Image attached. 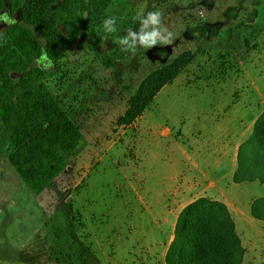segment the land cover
Masks as SVG:
<instances>
[{
  "label": "rangeland",
  "instance_id": "obj_1",
  "mask_svg": "<svg viewBox=\"0 0 264 264\" xmlns=\"http://www.w3.org/2000/svg\"><path fill=\"white\" fill-rule=\"evenodd\" d=\"M5 12L22 21L8 3L0 14ZM148 12L161 13V23H148L145 31L156 28L171 43L134 49H128L131 39L120 44L129 30L140 31ZM109 18L115 19L112 32L104 28ZM8 25L0 20V33ZM186 50L189 63L143 114L123 122L128 100L147 74ZM48 68L54 69L52 63ZM58 72L51 86L81 139L67 166L35 192L9 161V137L0 123V264H166L163 249L186 201L175 208L181 186L175 175L190 166L178 150L180 143L191 153L187 133L178 132L188 121L203 125L208 135L211 122L225 120L232 136L240 130L238 116L248 122L258 112L264 98V0H113L98 30L79 36ZM237 75L243 88L235 89ZM193 175L215 177L192 168L182 178ZM227 181L230 176L218 185ZM245 186L243 199L255 187ZM247 231L256 237L251 226ZM258 231L264 236V228ZM255 241L264 256V242Z\"/></svg>",
  "mask_w": 264,
  "mask_h": 264
},
{
  "label": "trees",
  "instance_id": "obj_2",
  "mask_svg": "<svg viewBox=\"0 0 264 264\" xmlns=\"http://www.w3.org/2000/svg\"><path fill=\"white\" fill-rule=\"evenodd\" d=\"M112 1L0 0V11L8 3L22 19L0 33V123L9 137V161L35 192H41L67 166L82 135L51 83L66 52L83 32L98 30ZM42 54L54 69L35 64ZM190 55L183 51L152 69L128 100L123 122L141 113L189 63ZM256 180L264 184V111L239 146L233 174L234 182ZM250 209L255 218L264 220V196L254 199ZM244 253L227 204L199 196L177 214L164 259L166 264H248Z\"/></svg>",
  "mask_w": 264,
  "mask_h": 264
},
{
  "label": "crops",
  "instance_id": "obj_3",
  "mask_svg": "<svg viewBox=\"0 0 264 264\" xmlns=\"http://www.w3.org/2000/svg\"><path fill=\"white\" fill-rule=\"evenodd\" d=\"M252 46L254 47L255 43L249 44L247 48ZM241 71L244 74V77L249 80L251 79V84L254 85L252 75L246 69H241ZM228 76L229 73L225 72V79ZM236 77L235 81H237V84L235 89H238L239 87H242V83L238 81L240 75H237ZM226 85L227 83L224 82L222 87H225ZM255 89L258 90V87L255 86ZM145 111L146 108L142 111V114ZM262 111H264V98L261 100L258 112H256L248 122H246L242 116H238L240 130L234 132L232 136L228 133L227 128L225 127V120L219 122L215 120L211 122L209 125L213 128H211L208 135H206L208 131L203 125L192 126L188 121L184 123L185 132L179 131L178 133L180 135L187 133V136L185 137L187 138L191 153L188 154L178 141H176V143H178L180 154L185 158L186 165H188L187 162H189L190 166H186L187 170L183 175H175V180L179 179L178 176H180L181 179L180 188L179 185H177V188H179V192H177V194H179V201L176 203L175 208L180 206V202L186 201L185 203H181V207L176 211L175 219L172 223V234L163 249V258L165 257L167 247L173 238V229L177 214L184 205L193 200L188 198L191 195H196V197L206 196L223 201L227 204L235 222V228L241 238V243L245 250L244 261L248 264H264V256L257 250V243L255 241L257 240L258 243L264 242V236L258 231V229L264 228V220L255 218L251 214L250 209L251 203L254 199L264 196V184L258 180L251 182L233 181V174L237 169L239 146L251 134L255 119ZM142 114L139 116V119L142 117ZM218 118H220V116ZM201 120L204 121V118ZM192 168L198 170L199 174L203 176L209 174L215 177H213L214 179L206 177L207 179L204 180H195L194 175L193 179L182 178V176H187ZM227 176H230V181H227V185L225 187L219 186V181L226 179ZM231 184L234 186H231ZM245 185H255L253 188L254 191L247 199H243L241 194L242 190L245 189V187H248ZM159 195L161 196V192H159ZM247 226H251L255 230L256 237L247 231ZM246 246H248V248Z\"/></svg>",
  "mask_w": 264,
  "mask_h": 264
},
{
  "label": "clouds",
  "instance_id": "obj_4",
  "mask_svg": "<svg viewBox=\"0 0 264 264\" xmlns=\"http://www.w3.org/2000/svg\"><path fill=\"white\" fill-rule=\"evenodd\" d=\"M0 20L4 21L7 24L15 23V19L10 17L6 12L0 14ZM148 23L152 25H159L161 23V13L159 12H148L147 19H145L141 25L139 32H133L129 30L127 35L119 40L120 44L127 43L131 39V43L128 45V49H134L137 45L150 48L157 43L170 44L171 39L162 37L159 30L153 28L151 31H145V28ZM115 19L109 18L104 21V28L107 32H112L115 30ZM167 31V29H165ZM45 63V67L51 66V60L48 59L46 54H42L37 63Z\"/></svg>",
  "mask_w": 264,
  "mask_h": 264
}]
</instances>
